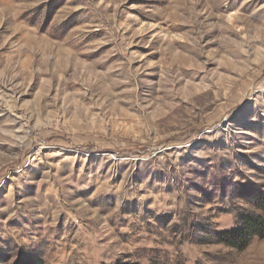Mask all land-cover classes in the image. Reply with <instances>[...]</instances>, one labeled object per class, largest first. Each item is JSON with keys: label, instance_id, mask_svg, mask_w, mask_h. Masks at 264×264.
<instances>
[{"label": "rangeland", "instance_id": "1", "mask_svg": "<svg viewBox=\"0 0 264 264\" xmlns=\"http://www.w3.org/2000/svg\"><path fill=\"white\" fill-rule=\"evenodd\" d=\"M263 199L264 0H0V264H264Z\"/></svg>", "mask_w": 264, "mask_h": 264}, {"label": "trees", "instance_id": "2", "mask_svg": "<svg viewBox=\"0 0 264 264\" xmlns=\"http://www.w3.org/2000/svg\"><path fill=\"white\" fill-rule=\"evenodd\" d=\"M256 205L262 209L261 213L243 214L238 227L219 231L216 234L217 241L233 248L243 249L253 238L264 237V199L258 200Z\"/></svg>", "mask_w": 264, "mask_h": 264}]
</instances>
